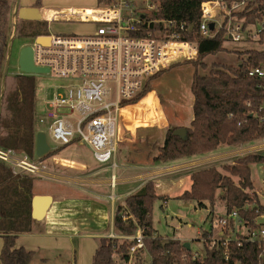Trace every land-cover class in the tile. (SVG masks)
<instances>
[{
  "label": "trees",
  "instance_id": "16d2710c",
  "mask_svg": "<svg viewBox=\"0 0 264 264\" xmlns=\"http://www.w3.org/2000/svg\"><path fill=\"white\" fill-rule=\"evenodd\" d=\"M151 1L158 4V12L152 14V18L175 20L193 26L188 39L199 44V58L190 62L195 71L191 84L193 119L187 128L188 138L183 141L173 135L175 130L183 127L169 126L163 142L152 145L158 151L152 155V162L170 164L181 159L209 155L224 147L250 146L264 139V79L248 75L249 69L264 67V52H246L245 60L237 67L212 64L208 68L203 60L222 52L224 41L221 36L202 39L199 35L200 5L204 0ZM101 2L98 0V4ZM14 3L13 0H0V84L12 35ZM36 6H41V0H37ZM41 36H48L46 25L43 31L38 29L29 38L35 40ZM199 69L208 70V73L201 74ZM161 73L151 78L136 98L122 102L121 107L136 105L147 96L152 91L151 80ZM35 97L34 81L28 75H21L12 92L3 97L0 116V148L26 155L30 159L36 158V135L39 132L35 126ZM64 148L51 152L39 161ZM261 163L262 156L249 154L223 165L221 169L225 174L215 166L194 170L190 175V189L178 199L194 203L199 209L210 208L211 214L220 201L225 204L226 214L236 210L247 227L256 228V219L264 214V204L255 192L251 166ZM34 182L35 178L16 172L0 161L1 264H31L34 258L35 252L16 247L19 235L31 234L33 231L31 202L35 196ZM161 199L164 197L158 192L155 182L149 181L138 192L128 196L123 206L116 208L113 222L118 236L132 237L138 228L143 229L144 244L151 264H264V249L254 248L244 242L241 240L243 235L239 233L236 234L238 239L232 240L227 246L219 242L214 248H209L207 240L204 242L203 256L192 255V251L177 240L165 241L154 230L151 220L153 202ZM231 229L236 231L232 224ZM210 236L211 231L202 232L205 239ZM121 240L98 239L92 264H117L116 257L128 264L129 243Z\"/></svg>",
  "mask_w": 264,
  "mask_h": 264
},
{
  "label": "built area",
  "instance_id": "2783aa9c",
  "mask_svg": "<svg viewBox=\"0 0 264 264\" xmlns=\"http://www.w3.org/2000/svg\"><path fill=\"white\" fill-rule=\"evenodd\" d=\"M43 11L42 19L48 22H82L97 27L82 36L48 35V46L34 40V65L73 82L64 88V93L56 92L48 100L46 115L39 122L49 120L46 133L49 144L84 145L92 151L98 164H110L115 171V156L121 141L122 102L141 94L158 73L199 58V44L188 39L194 28L185 22L152 18L158 12V4L151 0H102L94 9L56 14L47 10L46 15ZM200 12L198 32L202 39L221 36L224 42L256 43L264 48V0H204ZM248 75L264 79V67H253ZM83 106L89 108L83 109ZM258 142L242 146L240 150L259 154L264 163V139ZM0 161L31 177L47 174L38 160L12 150L0 148ZM231 224L236 231L243 230L241 240L264 249V214L256 219V228L251 229L236 210L223 217H212L211 236L205 239L201 234L202 242L208 240L209 248H214L219 242L227 246L237 240V237L225 236L228 230L232 231ZM214 229L221 230L220 236H214ZM121 238L134 241L129 247L130 259L144 247L142 228L133 237Z\"/></svg>",
  "mask_w": 264,
  "mask_h": 264
},
{
  "label": "rangeland",
  "instance_id": "374dc122",
  "mask_svg": "<svg viewBox=\"0 0 264 264\" xmlns=\"http://www.w3.org/2000/svg\"><path fill=\"white\" fill-rule=\"evenodd\" d=\"M24 1L25 0H21V3H24ZM72 1L81 2L83 0ZM60 4L64 5L66 4V2L59 0L44 1V5L46 6H54ZM35 8H37L42 14V6H36ZM12 24V35L10 38V42L8 43L9 76L7 75L8 77H6L4 85L1 81L0 97L2 96V93L4 97L6 93L12 92L16 85L17 79L21 77V72L18 65L19 57L23 48L32 46L34 43V40L29 38L30 34H32L33 32H37L38 29L43 31L45 25L46 32L50 36H82L91 33L97 27L95 25L82 22L55 21L49 23L44 19H41L40 21H36L34 23H30L28 21L20 20L14 15ZM16 35L17 37H15ZM223 48L224 49L222 52L216 55L208 56L203 60V62L207 64L208 68L211 67L212 64H222L225 66L237 67L243 60H245L246 52L264 50L262 46L256 43H235L229 41L224 42ZM194 71L195 68L192 63L180 64L162 72L159 77L151 80V88L152 91H154L157 95L158 101L155 95L151 94L148 97L142 99L139 104L124 108L121 111L122 121L126 126V129H124V134H130L131 136L134 135L138 137V139H140L143 135L138 133L139 127L143 129L152 128L154 132H152L153 134L150 135L151 138L149 137V139H154V144L157 143L158 145H160L163 142L165 133L169 126L188 128L193 116L192 105L194 99L191 93V84ZM199 71L201 74L208 73V70L204 71L199 69ZM15 73H18L20 75L14 76L13 74ZM30 77L35 83L36 91L35 101L37 122L35 126L37 131L47 133V123L49 122V120H46V123L41 124L39 122V119L45 117L46 115L48 100H50L56 92L64 93V88L73 85V82L57 78L51 73L30 75ZM131 136L128 135V138ZM50 146L54 148L55 145L50 144ZM119 146L117 152V164L120 165L121 160L124 157L132 156V153L128 151V149H126V146ZM241 148L242 147L227 148L211 153L215 155L210 157L209 162L204 163L202 166L192 168V171H190V173L194 170L215 166L218 168V170L225 174V172L221 169L223 165L231 164L237 158L244 157L249 154L248 150L242 151L240 150ZM65 149L67 152H70L72 154L79 153L83 156H91L90 151L87 149V147H81L79 146V144H71L67 146V148H64L62 150ZM143 149L148 152L150 151V154L152 155H156L158 153L157 148H148L147 146H145ZM21 156L23 155L21 154ZM35 159L39 161V159ZM133 159L135 161H141V159L136 158V155H133ZM45 161L46 159L42 162L39 161V164L45 166ZM185 170L186 169L181 171L182 173L180 174L182 175L178 177V180L176 182L170 183L171 185L176 183L180 186V189L176 188L174 190H169L170 193H168V195H163L164 199L155 200L153 202L151 214L152 226L157 234L164 238L165 241L177 240L183 244H189L192 255L198 253L203 256L205 249L204 243L199 241V231H210V219L212 217L219 218L225 216V205L219 201L213 213L211 214L210 208L199 209L195 207L194 203H186L181 199L175 198L174 196L177 193L182 192L188 187L189 178L186 175L188 173V169L186 170V172ZM263 170V165H252V181L256 185V188L254 187L255 190L259 193L262 191L258 186L261 180L264 178ZM15 171L18 172V170ZM112 174L113 170L109 169L107 170V172L103 173V176L112 178ZM120 174L121 169L119 168L116 172L117 177H115L116 185L120 181ZM33 178H35L34 191L38 193H46V195H49V191L47 190L50 188L48 187L50 186V180H48L50 178L47 177V174L45 177L34 176ZM111 178L108 183L111 182ZM71 179L72 178H70L69 180L72 181ZM234 180L236 183L238 182L237 179ZM73 184L74 183L70 185ZM112 191L113 190H111L110 187H107L105 189V193L107 195L112 194ZM120 191L121 187L118 184L115 193H117L118 195ZM50 192H53L58 199L60 194L56 191L55 188L50 190ZM119 205V203H116L115 209ZM45 221L46 219L41 221L38 225V227L42 230H45L47 228ZM85 221L89 223V217H86V219L83 220V224H78V222H76L75 224L78 226H85L87 225ZM220 231L221 230L219 229H214L212 232L215 237H218L220 236ZM242 231L243 230H240L239 232ZM237 233L238 231L234 232L228 230L227 233H225V236L234 238L237 237ZM96 241L97 240H91V243L95 244L97 243ZM125 241L129 243V247H131V245H133L134 243L132 239ZM39 243L36 244V248H33L36 253L31 264H75V260L76 264H87L88 262V264L91 263L89 257L91 251L89 245L90 242H83L82 244H80L81 241L79 240V237H67L65 240L55 242L43 240L41 241V244ZM115 260L117 261V264H126L120 262L117 257L115 258ZM128 264H151V260L146 251L145 244L144 247L141 248L136 253V255L130 259Z\"/></svg>",
  "mask_w": 264,
  "mask_h": 264
},
{
  "label": "crops",
  "instance_id": "0c3cea01",
  "mask_svg": "<svg viewBox=\"0 0 264 264\" xmlns=\"http://www.w3.org/2000/svg\"><path fill=\"white\" fill-rule=\"evenodd\" d=\"M17 1L18 0H13V2H15L13 11L14 16L17 10ZM44 1L45 0H41V6L43 8L42 10H44V15L47 14V10H52L50 11V13L55 12L56 14V12H66L70 10L94 9L98 5V0H83L81 2L72 0H59L66 2V4L54 6H46L44 5ZM36 2L37 0H25L24 3H21V0H19L18 8H35ZM13 75L18 76L20 74L15 73ZM151 94H154L158 101L157 95L154 91L148 93V95L144 98L148 97ZM140 102L141 100L137 104H139ZM129 106L135 105L125 106L123 107V109ZM82 108L86 109L89 108V106H83ZM120 120L121 125L119 128V135L121 139V145H119L126 146V149H128V151L132 153V156L124 157L121 160L120 165L117 164V154L115 156V163L117 165V168L115 171H113V174L111 175L112 178H110L113 180V178L117 177L116 172L119 168L121 169L119 178L120 181L118 182L121 187V191L119 192V194L117 195V193H115L118 184L116 185L115 183V186H111L112 180L108 183L110 178L103 176V173L107 172V170L109 169H112L111 165L98 164L94 160L92 151L88 147L87 149L91 154L90 157L83 156L79 153L72 154L70 152H67L66 149L57 152L53 156L47 158L45 161V168L47 167V177L50 178L48 179L50 180V186H48L50 188L47 191H49V196L53 198L51 208L45 217L47 228L45 230L40 229L38 225L41 221H34L33 231L31 234H22L18 236V239L16 241L17 248L22 247L28 251H33L36 253L33 248H36V244L39 242V244H41V241L43 240L55 242L65 240L67 237H79V240L81 241L80 244H82L83 242H90L89 245L91 251L89 257L91 262L90 264H92L93 256L98 245L97 243L92 244L91 240H98L101 238L121 239V237L115 236L116 233L113 227L116 203H119L121 206H123L128 196L138 192L149 181H153L156 183V187L157 189H159V192L161 191L160 193L162 195H168V193H170L169 190H174L176 188L180 189V186L176 183H174L173 185H171L170 183L176 182L178 180V177L182 175L180 174L182 173L181 171L184 169H188V173L186 175L189 178V184L186 189L174 196L178 199L185 191H188L191 187L190 171H192V168L202 166L204 163L210 161V157L215 155L209 154L204 156H195L188 159H181L165 165L154 164L152 162V154H150L151 152L145 151L143 149L145 146H147L148 148H152L154 139H149V137L151 134H153L152 132H154V130H152V128L143 129L141 127H137L138 133L142 134L143 136L138 139V137L128 134L129 136H131L128 138V135L124 134V129H126V126L122 121L121 114ZM79 146L84 147V145L80 144ZM60 148L61 147L54 146V148L51 147V150L53 152ZM227 148L229 147H224L219 150H224ZM133 155H136V158L141 159V161H135L133 159ZM259 165L264 166V163H261ZM70 178H72V181L69 180ZM263 179L258 186L262 190L260 192L261 195L257 194L260 197L262 204H264V186L262 185ZM72 183L74 184L70 185ZM166 183L169 185H167ZM107 187H110V189L113 190L112 194L107 195L105 193V189ZM254 187L256 188L255 184ZM54 188L60 194L58 199L54 194L55 190L54 193L50 192V190ZM33 192H35L34 188ZM256 193L259 192L256 191ZM36 195L47 196L46 193L38 192H35V196ZM86 217H89V223L85 221L87 225L78 226L75 224L76 222H78V224H83V220L86 219ZM202 232V230L199 231L200 242H202ZM239 234L241 235L242 233L240 232ZM0 246L1 252L3 246V240L1 237Z\"/></svg>",
  "mask_w": 264,
  "mask_h": 264
},
{
  "label": "water",
  "instance_id": "95a60500",
  "mask_svg": "<svg viewBox=\"0 0 264 264\" xmlns=\"http://www.w3.org/2000/svg\"><path fill=\"white\" fill-rule=\"evenodd\" d=\"M19 7V0L17 1V10L15 17H18L20 20L24 21H40L42 19V16L37 8H18ZM193 28V26H191ZM210 28L213 29V24L210 25ZM36 43L48 46L50 43V38L48 36H41L36 39ZM19 70L21 72V75H37V74H48L49 70L45 68H39L34 65L33 61V48L32 46H27L22 49L20 57H19ZM9 70V58L7 59L6 66L4 69L3 74V80L2 83L4 85L5 79L8 75ZM3 99V93L0 97V116H1V103ZM174 136L179 137L183 141L187 140L188 138V130L187 128H180L174 131ZM51 146L48 142L47 135L45 132H38L36 135V146H35V157L37 159L45 158L48 154L51 153ZM53 202V198L49 195L47 196H41L36 195L33 197L31 202L32 207V219L34 221H43L48 213V211L51 208ZM184 248L187 250L190 249L189 244H185Z\"/></svg>",
  "mask_w": 264,
  "mask_h": 264
}]
</instances>
